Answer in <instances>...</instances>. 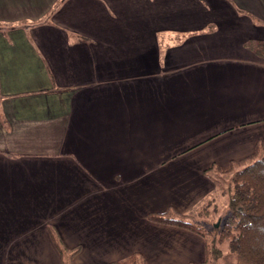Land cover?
Masks as SVG:
<instances>
[{
	"label": "crops",
	"instance_id": "crops-1",
	"mask_svg": "<svg viewBox=\"0 0 264 264\" xmlns=\"http://www.w3.org/2000/svg\"><path fill=\"white\" fill-rule=\"evenodd\" d=\"M0 25V264L206 262L146 216L264 144V0H0Z\"/></svg>",
	"mask_w": 264,
	"mask_h": 264
},
{
	"label": "trees",
	"instance_id": "trees-1",
	"mask_svg": "<svg viewBox=\"0 0 264 264\" xmlns=\"http://www.w3.org/2000/svg\"><path fill=\"white\" fill-rule=\"evenodd\" d=\"M4 28L0 25V31ZM257 52L262 54L264 46L258 47ZM215 171L218 174L214 180L216 190L225 198V206L218 214V227L215 222L207 232L193 223V215L177 214L171 210L162 214H148L146 218L157 224L179 227L201 235L207 250V260L202 264H216L222 255L219 246L223 242H227L236 264H264V144L258 142L252 155L232 161L225 167H216ZM217 211V203L211 197L200 206L198 215L211 219ZM55 245L62 264H71L78 250L67 252L56 239ZM111 264H143V260L133 254L124 261Z\"/></svg>",
	"mask_w": 264,
	"mask_h": 264
},
{
	"label": "rangeland",
	"instance_id": "rangeland-1",
	"mask_svg": "<svg viewBox=\"0 0 264 264\" xmlns=\"http://www.w3.org/2000/svg\"><path fill=\"white\" fill-rule=\"evenodd\" d=\"M31 25V24H29ZM7 29V28H4ZM227 180V178L225 179ZM217 203V207H218V211L217 213H215L213 215V217L211 219H204L203 217L198 215L199 209L200 207L193 213V218L192 221L193 223H195L197 226H200L203 230H206L207 232L210 231V229L213 227V223L217 222L218 224V220H219V212H221L225 206V198L221 197L218 193V191L216 192V194H214L213 196H211ZM211 222V223H210ZM210 223V224H209ZM216 224V225H217ZM210 236V235H209ZM209 238V237H208ZM211 239V236L210 238ZM220 250H221V257L216 261V264H236V260L233 254H231L229 252L228 249V244L227 242H223L220 246H219ZM72 262V261H71ZM208 264H211L208 263Z\"/></svg>",
	"mask_w": 264,
	"mask_h": 264
},
{
	"label": "water",
	"instance_id": "water-1",
	"mask_svg": "<svg viewBox=\"0 0 264 264\" xmlns=\"http://www.w3.org/2000/svg\"><path fill=\"white\" fill-rule=\"evenodd\" d=\"M219 224L216 225V227H218Z\"/></svg>",
	"mask_w": 264,
	"mask_h": 264
}]
</instances>
